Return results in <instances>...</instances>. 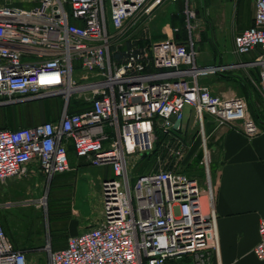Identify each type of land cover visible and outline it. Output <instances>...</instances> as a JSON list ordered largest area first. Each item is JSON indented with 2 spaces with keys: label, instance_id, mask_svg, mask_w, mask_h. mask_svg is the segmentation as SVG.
<instances>
[{
  "label": "built area",
  "instance_id": "2783aa9c",
  "mask_svg": "<svg viewBox=\"0 0 264 264\" xmlns=\"http://www.w3.org/2000/svg\"><path fill=\"white\" fill-rule=\"evenodd\" d=\"M0 1V108L48 97L61 103L54 120L0 127V182L26 176L35 164L47 186L40 199L4 200L0 209L33 204L46 214L48 187L70 170L71 150L91 166L109 167L111 175L101 180L98 221L68 235L60 248L48 237L47 264H214L213 198H204L197 174L170 168L159 156L158 169H135L155 150L157 131L183 166L186 107L201 132L208 121L213 129L240 121L248 136L264 131L242 99L221 97L200 82L256 67L264 102V0H254L251 25L233 36L234 53L252 58L207 65L197 63L189 0H182L183 28L173 25L156 41L139 36L140 28L159 6L178 0ZM73 102L78 110L71 112ZM258 233L252 252L264 259V218ZM27 251L14 248L0 221V264H29Z\"/></svg>",
  "mask_w": 264,
  "mask_h": 264
},
{
  "label": "crops",
  "instance_id": "0c3cea01",
  "mask_svg": "<svg viewBox=\"0 0 264 264\" xmlns=\"http://www.w3.org/2000/svg\"><path fill=\"white\" fill-rule=\"evenodd\" d=\"M253 14L254 1L210 0L209 12L197 21L196 36L199 33L200 49H216L213 50L216 60L205 61L204 65L245 62L252 58L253 54L249 53L240 55L236 60L226 61L217 49L230 48L234 34L251 25ZM255 78L258 82L256 67L240 66L202 77L200 82L221 97L242 99L248 115L258 128L263 129L264 102L260 99L258 89L254 88ZM240 124V121H234L232 125L213 129V123L208 121L201 132L200 126L194 122L192 109L185 108L182 137L186 141V148L192 147L185 157L189 160L199 155L196 173L198 182L204 198L212 196L216 214L218 249L214 264H264V259L257 258L252 252L259 241L258 222L264 218V131L248 136ZM202 158L204 164L199 163ZM69 160L71 167L72 163L78 165L73 180L74 194L84 199L72 202V205L94 212L98 210L101 216L100 184L102 179L111 175L110 168L91 166L72 153L69 154ZM90 168L95 169L89 171ZM38 175L42 176L37 165H30L27 176ZM2 183L4 181L0 185ZM4 184L10 190L13 182L6 181ZM87 198L93 200L92 205ZM72 222L73 219L67 226L70 234L79 233L89 226L83 223L81 226L71 225ZM55 246L62 247L56 243Z\"/></svg>",
  "mask_w": 264,
  "mask_h": 264
},
{
  "label": "rangeland",
  "instance_id": "374dc122",
  "mask_svg": "<svg viewBox=\"0 0 264 264\" xmlns=\"http://www.w3.org/2000/svg\"><path fill=\"white\" fill-rule=\"evenodd\" d=\"M243 1H248L250 3L254 0ZM1 2L2 1H0V3ZM188 4L189 7L192 8V10L194 11L197 21L204 17V14L206 15L209 12L210 0H189ZM24 6L30 7L32 6V4L25 3ZM183 9L184 3L182 2V0L162 4L154 11L148 23L145 24V26H143L142 28H140L139 36L146 37L148 41L165 39L167 37V34L170 32V28L174 25L173 23L176 21V19L184 18ZM197 39L200 40L199 33H197ZM200 48L202 47L199 45L197 57V63L199 65L204 64L205 61L214 62V60H216V56L213 52V50L216 49ZM217 50L219 52H222L224 60L226 61L234 59L236 60V58L240 57L234 53L233 44L228 49ZM201 59L204 61H201ZM254 80L256 81V86H254V88L257 90V80L256 78ZM57 103V97H48L43 100H36L24 104L26 107H21L19 110L17 109L16 111L17 114H19V111H21V113L28 110L32 111L30 122L37 123L43 121V118H47L40 113V104L44 105L45 109H47L48 111L50 110L51 113H54L57 110ZM9 111H11V106L0 108V116H2V114H8ZM22 115L24 117V113ZM27 117L28 116L24 117V121H22V119L18 117L17 126L22 125L21 122L25 124L27 122ZM192 135H190V137ZM162 143L163 141L161 140L159 141V143L156 142L154 150L155 154L153 155V159L150 160L149 163L143 164V170H146L148 168L158 169L160 165H154V162L156 156H159V159L162 163L168 161L169 164H171L170 168H183L186 172H190L193 174L198 172V163L195 159L190 158L187 161L186 165L189 166H181L179 160H174L173 158H171L169 149L165 148L164 144ZM191 148V145L188 148L185 147V149L187 150L185 153L187 154L189 151H191ZM184 159L186 160L187 158L185 157ZM140 163L141 162L137 163V170L135 169L136 171H138V167L141 166ZM72 167L75 170L71 169ZM72 167L70 165V170L68 172L56 175L54 180L50 183L47 190L48 192L46 214H44L41 209L35 207V205L33 204L14 205L9 208L0 209V221L5 228L9 240L17 247L34 246L37 249L36 251H32L27 254L29 264H47V257L46 252L44 251V247L47 244L48 237H51L52 235L51 240L55 242L57 246H63L66 238L68 237V235H70L67 226L71 219H73L71 225L81 226L83 223L87 226H92L98 221L100 217V213L98 214V210L94 212L95 210L82 209L74 207L72 205V202L76 203L80 200H84L81 199L82 196L74 194L75 189L73 186V180L77 175L75 172L76 167H78V165H73L72 163ZM93 169L95 168H90L89 171ZM6 181L13 182L12 186L10 187V190L9 186H6V184H4L6 183ZM6 181H4V183L0 185V202L7 199L10 200L24 197L40 199V197L44 195V192L47 188L44 177L40 175H26L24 177L9 179ZM87 200L89 201V204L92 205L91 202L93 200H91L90 198H87ZM74 220L76 221L74 222ZM65 228L66 230L64 231Z\"/></svg>",
  "mask_w": 264,
  "mask_h": 264
},
{
  "label": "trees",
  "instance_id": "16d2710c",
  "mask_svg": "<svg viewBox=\"0 0 264 264\" xmlns=\"http://www.w3.org/2000/svg\"><path fill=\"white\" fill-rule=\"evenodd\" d=\"M174 25H177V26H179V27H181V28H183V18L181 19H176V21L173 23ZM184 35H185V32H184V30H182V32L180 33V35H178L179 37H184ZM57 108H59V107H61V103L58 101V103H57ZM21 107H26V106H21ZM21 107H11V111H9V113L8 114H5V115H3L2 114V116H0V127L1 128H16V127H18L17 126V124H18V121H17V119H18V117H20L21 119H22V121H24L23 119H24V117L25 116H28L27 118H26V120H27V122H28V124H27V122L25 123V124H23V122H21L22 123V125H20V126H29V125H32V124H34V123H32V122H30V120H31V115H32V111H24L23 113H24V117H23V113H21V111H19V114H17V109L19 110ZM39 108H40V113L42 114V115H44V117H47V118H43V120H54L55 118H56V116L57 115H55L54 113H51L50 112V110L48 111L47 109H45V106L44 105H42V104H40V106H39ZM69 110L71 111V112H74V111H77L78 110V107H77V103L76 102H73L72 103V105L70 106V108H69ZM19 118V119H20ZM157 134H158V140H157V143H159V141L160 140H162V138H163V135L159 132V131H157ZM72 151L70 150V153H71ZM155 154V151H153L150 155H147V156H145V157H143L142 159H141V163H140V167H138V172H145V171H147L148 169H146V170H143L144 168H143V164L144 163H149L150 162V160H152L153 159V155ZM198 159H199V155L197 156V158L195 159L197 162H198ZM148 160V161H147ZM187 159L185 160V159H183V166L184 167H186V166H189V165H186L187 164ZM137 170V169H136ZM184 171H185V169H183ZM54 180V179H53ZM52 180V181H53ZM3 226V225H2ZM3 228H4V226H3ZM66 230V228L64 229V231ZM4 231H5V228H4ZM5 233H6V231H5ZM64 234V233H63ZM7 235V234H6ZM51 237H52V235H51ZM66 238V237H65ZM13 244V243H12ZM51 244H52V247L53 248H56V246H55V242H53L52 240H51ZM13 246H14V248H18V249H25V250H28L27 252H30L31 250H33L35 247L34 246H23V247H17V246H15L14 244H13ZM36 249V248H35Z\"/></svg>",
  "mask_w": 264,
  "mask_h": 264
}]
</instances>
